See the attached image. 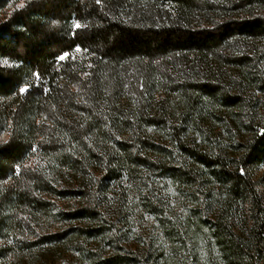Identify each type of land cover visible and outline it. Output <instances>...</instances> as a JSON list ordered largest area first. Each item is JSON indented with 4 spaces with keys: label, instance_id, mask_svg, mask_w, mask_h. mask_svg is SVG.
I'll return each instance as SVG.
<instances>
[{
    "label": "trees",
    "instance_id": "16d2710c",
    "mask_svg": "<svg viewBox=\"0 0 264 264\" xmlns=\"http://www.w3.org/2000/svg\"><path fill=\"white\" fill-rule=\"evenodd\" d=\"M3 135L0 264H264V0H0Z\"/></svg>",
    "mask_w": 264,
    "mask_h": 264
},
{
    "label": "rangeland",
    "instance_id": "374dc122",
    "mask_svg": "<svg viewBox=\"0 0 264 264\" xmlns=\"http://www.w3.org/2000/svg\"><path fill=\"white\" fill-rule=\"evenodd\" d=\"M6 140H7V135L1 136L0 142L6 141ZM255 181L257 183L258 190L262 198L264 199V164L256 172ZM139 233L141 235L142 241H147L148 243H150V239L152 238V230L149 225L143 224L141 226V231ZM69 264H72V261Z\"/></svg>",
    "mask_w": 264,
    "mask_h": 264
},
{
    "label": "snow or ice",
    "instance_id": "6c2138e0",
    "mask_svg": "<svg viewBox=\"0 0 264 264\" xmlns=\"http://www.w3.org/2000/svg\"><path fill=\"white\" fill-rule=\"evenodd\" d=\"M76 27H77V28H79V27H80V25H79V24H77V25H76ZM61 59H64V57L62 56V57H61ZM21 91H25V89H21Z\"/></svg>",
    "mask_w": 264,
    "mask_h": 264
}]
</instances>
